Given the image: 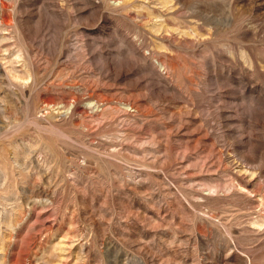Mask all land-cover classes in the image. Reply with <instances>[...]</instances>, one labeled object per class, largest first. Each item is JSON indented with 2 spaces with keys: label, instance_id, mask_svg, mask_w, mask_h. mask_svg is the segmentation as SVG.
<instances>
[{
  "label": "rangeland",
  "instance_id": "374dc122",
  "mask_svg": "<svg viewBox=\"0 0 264 264\" xmlns=\"http://www.w3.org/2000/svg\"><path fill=\"white\" fill-rule=\"evenodd\" d=\"M0 264H264V0H0Z\"/></svg>",
  "mask_w": 264,
  "mask_h": 264
}]
</instances>
